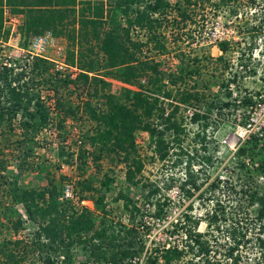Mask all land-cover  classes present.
<instances>
[{
    "label": "rangeland",
    "instance_id": "374dc122",
    "mask_svg": "<svg viewBox=\"0 0 264 264\" xmlns=\"http://www.w3.org/2000/svg\"><path fill=\"white\" fill-rule=\"evenodd\" d=\"M169 1L172 9L159 16L151 42L147 32L139 28L132 29L131 38L148 42L142 47L143 56L158 62L166 75L164 91L157 93L161 95L159 106L165 109L166 117L180 106L173 121L181 129L166 131L165 159L155 153L148 132L135 134L136 152L129 156V164L135 169L134 162L141 161L143 168L134 183L127 180L129 166L124 155L100 153L101 145L91 140L99 122L89 113L87 103L101 115L108 108L106 94L126 102L130 87L103 69L106 55L91 29L86 36L80 24L69 26L73 17L69 13L63 33L56 36L51 31L55 41L43 57H31L28 51L34 36L22 33L23 14L5 8L0 60L10 56L15 76L25 74L21 84L40 94L50 113L49 122L38 117L33 120L32 132L20 127L22 112L13 117V127L0 121V248L5 252H0V264H46L48 258L52 264H114L102 260L103 252L92 253L78 242L70 250L58 251L51 249L48 241L35 238L38 226L28 218L21 192L53 186L58 190L71 186L74 199L68 204L60 196L59 202L73 211L89 210L98 228L112 227L110 234L125 230L123 226L137 230L138 243L133 250L144 245V251L122 264H166L163 256L171 247L183 250L180 259L171 264H207V260L264 264V250L257 241L259 236L264 239V231L256 220L255 208H250V216L240 224L233 219L238 212L243 214L238 204L247 195L242 188L246 190L248 182L264 186V177L255 172L251 173L253 180L249 177L250 170L264 158V0ZM104 3L106 23L98 29L101 33L114 23H126L117 1ZM12 15L18 17L15 23H10ZM159 44L164 48H158ZM91 61L96 70L87 72L91 80L86 81L78 68ZM173 76L178 77L175 85L170 82ZM95 78L109 85L104 87ZM65 79L70 83L67 87ZM142 83L147 85L145 80ZM189 93L199 94V102L180 103ZM247 96H253L254 106H243ZM228 102L230 106H225ZM31 110H35L34 105ZM194 111L210 117L194 122ZM153 119L160 121L158 114ZM165 126L158 128L164 130ZM253 136L259 141L252 143ZM248 142L254 149L238 156ZM242 161L249 168L242 167ZM189 166L191 179L187 177ZM217 178L227 183L215 192L211 183ZM189 188L191 197L186 192ZM159 203L162 213L156 218ZM242 206H246L245 201ZM232 231L239 237L237 243L230 237ZM195 232L203 235L209 254L199 251ZM230 248H235L236 260L226 257ZM6 253L14 256L9 259ZM107 257L111 259L112 252Z\"/></svg>",
    "mask_w": 264,
    "mask_h": 264
},
{
    "label": "trees",
    "instance_id": "16d2710c",
    "mask_svg": "<svg viewBox=\"0 0 264 264\" xmlns=\"http://www.w3.org/2000/svg\"><path fill=\"white\" fill-rule=\"evenodd\" d=\"M113 1L115 3L117 1L116 6L125 15L126 23H114L111 29L101 33L98 29L100 30L106 23L103 9L105 0H0V30L3 28L5 8L10 7L14 14H23L22 33L28 38L44 34L49 30L59 36L65 29V20L69 13L73 16L72 20L68 22L69 26H74L75 28L77 24H80L86 36H89L90 32L93 33V38L100 42V48L106 55L105 68L103 69H108L111 75L114 73V77L117 80L130 87L126 90V102L118 101L116 96L112 94H106L105 98H107L106 104L108 108L101 115H98L92 105L87 103L89 113L99 122L98 132L93 135L91 140L93 144L99 143L101 145L100 153H122L125 163L129 166L127 180L134 183L137 173H140L143 168L141 161L134 162L136 165L135 169L129 164V156L136 152L135 134L138 131L148 132L151 136L155 153L161 159H165L167 155L165 152L166 131L174 130L178 132L181 129L178 122L173 121L180 106L176 105L173 112L167 117L165 116V109L159 106L161 95L158 94H162V91H164L163 81L166 75L160 70L158 62L143 56L142 50V47L149 41L151 42L156 36L155 31L160 21L159 16L167 15L169 9H172V5L169 0ZM90 14H92V17L88 16ZM156 15L158 17H155ZM133 28H139L141 31L147 32L149 35L148 42L134 41L131 38ZM89 29H91L90 32ZM28 38H26L27 41L30 40ZM220 47L223 51H226L224 44ZM158 48H164V46L159 44ZM72 63L74 67L77 65L74 59H72ZM78 69L82 70L79 72L80 77H83L86 81L91 80L87 72L93 73L96 70L93 61ZM114 69L118 71L113 72ZM23 75L25 74L15 76L14 68L0 64V121L7 122V126L13 127V117L22 112L20 127L32 132L35 129L33 120L38 117L40 121L46 123L49 118L50 108L42 100L40 94L32 93L29 88L21 84ZM177 78L175 76L171 78L170 82L172 85L177 83ZM94 80L101 82L104 87L109 85L105 80L100 81L97 78ZM143 80L148 86L142 83ZM64 81L65 87H67L70 84L69 80L65 79ZM165 94L168 98L172 97L170 92H165ZM50 99H52L51 96ZM193 99L199 102V94L189 93L184 95L180 103L192 105L191 101ZM255 104L256 101L253 96H247L243 102V106H254ZM32 105L35 106V110H31ZM61 105L60 101L56 104L59 107L58 109L61 108ZM224 105L230 106V103L228 102ZM211 108L213 109L214 107L211 106ZM155 114H158L159 123L153 119ZM192 117V120L196 122L201 117L208 120L210 114L202 115L200 112L194 111ZM159 125H166L165 129L160 130L158 128ZM252 139H254L252 143L259 141L257 136H253ZM249 143L240 148L238 156L246 155L251 151V148L254 149L253 146H250L252 143ZM100 158L101 155L98 156V159ZM208 163H212L211 157L208 158ZM241 166L249 168L243 161ZM254 172L264 177V158L259 166L254 168V170H250L249 177L252 180L253 174L251 173ZM187 177L188 179L193 177L190 166ZM208 179L209 177L206 180ZM225 182L227 183V181L217 178L211 183V188L216 192L220 189L221 184ZM195 189H199V187L196 185ZM64 190H58L57 187L53 186L42 190L25 189L21 192V202L25 206L28 218L38 226L35 235L36 239L48 241L50 248L58 251L62 249L70 250L78 242L83 244L85 249H91L92 253L103 252L102 260L113 262L114 264H122L125 259L132 260L136 255H140L144 251V245L140 246L138 250H133L136 248V243H138L137 230L135 228L123 226L125 230L112 231L111 234L109 231L112 227L98 228L91 212L86 208L81 212L73 211L72 207L59 202V197H63ZM88 190H91V188L88 187ZM186 192L190 197L193 195L192 188H189ZM242 192L247 195L240 199L238 204L243 214L241 216L239 214L241 212H238L236 218L233 219L240 224L245 217L250 216V208H255L256 220L260 222V230L264 231V186L259 184L252 185V183L248 182L247 189L242 188ZM65 201H67L65 203L69 204L70 200ZM243 201H245L246 206H242ZM161 206L160 203L157 206L156 218L161 216ZM217 215L216 213L212 218L213 221L217 220ZM18 224L21 225L22 222L19 221ZM235 224L234 222L233 228H235ZM190 236L192 238L191 233ZM194 236V241L199 245V251L209 254V248L202 240L203 235L195 232ZM230 237L234 243H237L236 241L239 237L236 236L234 231H232ZM257 241L261 249L264 250V239L259 236ZM116 249L118 251L115 254L114 251ZM0 252L5 253L1 248ZM109 252H112L111 259L107 257ZM182 254L183 250L178 247H171L165 250L163 258L166 264H171L179 260ZM6 255L9 259L14 256V254L7 253ZM226 257L236 260L235 248H230ZM52 263L49 258L46 259V264ZM206 263L222 264L220 260H207Z\"/></svg>",
    "mask_w": 264,
    "mask_h": 264
},
{
    "label": "built area",
    "instance_id": "2783aa9c",
    "mask_svg": "<svg viewBox=\"0 0 264 264\" xmlns=\"http://www.w3.org/2000/svg\"><path fill=\"white\" fill-rule=\"evenodd\" d=\"M18 17L15 15H12L10 17V23H15L17 21ZM54 37L51 32H47L43 35L35 36L30 43L28 54L31 57H43V54L45 53L48 46L53 45L54 43ZM8 57V56H5ZM2 59V56H1ZM1 61V60H0ZM12 62L9 58H6L5 60H2L0 64L3 66H7L9 68H12ZM67 200H73L74 199V191L71 186H67L64 190L63 198Z\"/></svg>",
    "mask_w": 264,
    "mask_h": 264
},
{
    "label": "clouds",
    "instance_id": "9594fccd",
    "mask_svg": "<svg viewBox=\"0 0 264 264\" xmlns=\"http://www.w3.org/2000/svg\"><path fill=\"white\" fill-rule=\"evenodd\" d=\"M47 32H51V31H47ZM47 32H46V33H47ZM44 34H45V33H44ZM42 35H43V34H42ZM36 36H39V35H36ZM34 37H35V36H34Z\"/></svg>",
    "mask_w": 264,
    "mask_h": 264
}]
</instances>
